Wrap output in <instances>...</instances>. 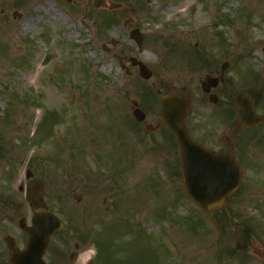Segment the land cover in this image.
<instances>
[{
  "label": "rangeland",
  "instance_id": "obj_1",
  "mask_svg": "<svg viewBox=\"0 0 264 264\" xmlns=\"http://www.w3.org/2000/svg\"><path fill=\"white\" fill-rule=\"evenodd\" d=\"M97 2L0 0V264H9L7 236L16 250L26 246L18 221L37 212L30 181L62 222L46 264H264V122L245 127L233 104L245 92L264 114V0ZM48 4L62 16L46 15ZM116 56L138 58L151 77L128 63L127 73ZM225 62L213 105L200 81ZM182 87L194 139L218 145L227 135L243 172L218 211L203 212L186 195L175 138L145 129L164 124L161 94Z\"/></svg>",
  "mask_w": 264,
  "mask_h": 264
},
{
  "label": "water",
  "instance_id": "obj_2",
  "mask_svg": "<svg viewBox=\"0 0 264 264\" xmlns=\"http://www.w3.org/2000/svg\"><path fill=\"white\" fill-rule=\"evenodd\" d=\"M118 7H120L119 4L110 3L109 5L110 9ZM130 37L140 46L141 36L138 30L131 31ZM128 61L131 65L138 66L139 75L143 79H148L151 76L150 70L141 61L133 57ZM225 67L222 66V71ZM217 84V78L207 76L201 82V88L204 92H208L211 87H215ZM213 101L216 102V96H213ZM234 103L236 116L244 125L253 126L264 121V116L254 113L252 102L247 94L237 95L234 98ZM161 106L166 124L175 134L183 150L182 177L187 194L203 211L223 207L226 204L227 196L237 188L240 182L241 170L231 158L222 155L216 156L212 151L194 143L189 138L183 124L188 110L186 97L179 94L165 95L161 99ZM133 115L138 121L144 118V114L139 109H135ZM38 190L39 187L36 183L30 182L27 196L34 207L41 208L42 205L36 200ZM79 198L80 196L77 197V199ZM59 227V219L51 213L39 212L31 220L30 226L26 224L24 218L20 219L19 228L29 234L28 244L25 250L15 251L12 238L7 237V245L12 251L9 262L11 264H44L42 256L48 239Z\"/></svg>",
  "mask_w": 264,
  "mask_h": 264
},
{
  "label": "flooded vegetation",
  "instance_id": "obj_3",
  "mask_svg": "<svg viewBox=\"0 0 264 264\" xmlns=\"http://www.w3.org/2000/svg\"><path fill=\"white\" fill-rule=\"evenodd\" d=\"M108 52H110L109 50H108ZM124 60H125V56H123V63H124ZM208 74H210V75H219V74H217V71L216 70H212V71H209V73ZM207 75V74H206ZM181 91H182V93L184 94L185 93V89L182 87L181 89H180ZM172 92H176V90H174V91H172ZM212 92V91H211ZM171 93V92H170ZM163 94H166V93H163ZM162 94V95H163ZM206 96H207V98H208V94H205ZM205 95H203L205 98H206V96ZM189 100H190V103H191V97L189 96ZM189 103V104H190ZM217 104V103H216ZM190 111V110H189ZM188 115V114H187ZM145 117H146V115H145ZM186 121H187V116H186V118H185V124H186ZM146 125H148V124H146ZM145 125V126H146ZM148 128H150L152 131H156V130H159L160 128H163L164 130H165V134H166V132H168V129H167V127L160 121V122H158L155 126H152V125H148L147 126ZM164 127H166V128H164ZM146 128V127H145ZM186 128H187V131H188V133H189V136L191 137V139H193L194 141H196V142H199L200 144H202V145H204V146H206L207 148H210L211 150H213L216 154H225V155H229V156H232L234 159H235V157H234V155L232 154L233 153V146H232V144L230 143V141H231V138H229L227 135H226V137L224 136L223 138V140L222 141H220V143L218 144V145H215V144H213V143H211L209 146H207V145H205V144H203V142H206V141H210L209 139V136H204V137H200V138H198L197 137V139H200L199 141L198 140H195L194 138V131H192V129H194L191 125L189 126V128L187 127V125H186ZM163 133V142H162V146H164V144H165V141H166V138H167V136H165V134ZM110 160H118V158L117 157H115L114 159H111L110 158Z\"/></svg>",
  "mask_w": 264,
  "mask_h": 264
},
{
  "label": "bare ground",
  "instance_id": "obj_4",
  "mask_svg": "<svg viewBox=\"0 0 264 264\" xmlns=\"http://www.w3.org/2000/svg\"><path fill=\"white\" fill-rule=\"evenodd\" d=\"M44 9H45V14H46V15H49V16H52V17L62 16V14H63V13H61V12H57V11L54 10V9L52 10L50 4L45 5V6H44ZM64 21H65V20H64ZM2 206H3V208H6V205H5V204L2 205ZM89 254H90L89 252L84 253L83 256H82V259H87Z\"/></svg>",
  "mask_w": 264,
  "mask_h": 264
}]
</instances>
